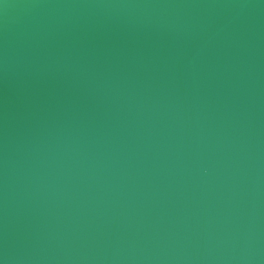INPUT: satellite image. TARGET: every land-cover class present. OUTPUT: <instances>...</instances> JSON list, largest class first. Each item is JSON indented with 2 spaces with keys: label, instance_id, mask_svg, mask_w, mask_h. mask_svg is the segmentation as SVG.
Instances as JSON below:
<instances>
[{
  "label": "water",
  "instance_id": "water-1",
  "mask_svg": "<svg viewBox=\"0 0 264 264\" xmlns=\"http://www.w3.org/2000/svg\"><path fill=\"white\" fill-rule=\"evenodd\" d=\"M0 264H264V0H0Z\"/></svg>",
  "mask_w": 264,
  "mask_h": 264
}]
</instances>
